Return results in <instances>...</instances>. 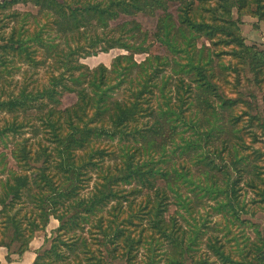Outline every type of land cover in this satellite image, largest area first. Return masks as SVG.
I'll list each match as a JSON object with an SVG mask.
<instances>
[{"label":"trees","instance_id":"16d2710c","mask_svg":"<svg viewBox=\"0 0 264 264\" xmlns=\"http://www.w3.org/2000/svg\"><path fill=\"white\" fill-rule=\"evenodd\" d=\"M211 1L13 0L0 5L3 11L22 2L39 8L37 16L11 10V33L6 38L0 33V113L36 111L53 145L50 148L41 142L38 149H32L20 144L14 152L19 169L0 175V247L8 250L9 263L13 255L21 258L29 251L36 233L45 232L55 219L60 227L50 248L39 252L34 264H111L116 258L125 264H264V232L256 229V241L246 235L226 238L227 243L231 240L238 245L241 257H235L233 248L227 250V243L212 236V230L203 234L188 222L185 227L179 210L176 216L167 213L173 202L198 212L206 207L205 201L217 200L219 193H225L226 202H218L217 209L227 210L225 217L237 219L248 210L239 200L242 180L232 183L233 178L243 179L246 172L250 173L247 185L255 188L257 181L262 182L258 158L243 165L247 141L237 125L246 119L256 132L254 141L260 140L264 137V108L240 98L252 111L238 112L214 82L225 76V67H219L222 55L206 45L198 48L197 41L205 37L212 46L233 44L232 55L254 73L264 92V54L235 34L232 20V9L237 8L264 22V0ZM172 2L179 3L175 14L169 12ZM159 10L164 15L159 18L157 40L166 46L168 56L145 50V34L140 36L141 44H132L135 37L105 40L108 37L99 32L89 33L109 28L110 21L120 14L155 15ZM219 32L223 34L216 36ZM102 42L107 44L98 49ZM116 48L129 55L116 57L111 68L100 65L90 69L81 63ZM143 53L149 54L145 61L136 62L135 55ZM11 55L27 67L21 72L24 79L17 82L21 86L17 92L9 90L13 80L4 70ZM163 66L169 68V74ZM41 68L52 70L42 88L31 80ZM114 83L120 99L111 97ZM67 92L76 94L78 101L72 108L58 110L60 95ZM186 93L192 102L185 98ZM214 97L221 101V112L214 107ZM188 101L201 111L197 122L187 119ZM181 119L195 129L190 137L178 131ZM212 140L219 141L222 148L210 153L206 147ZM167 147L173 149V159L182 155L196 159L198 174L188 165H171L154 157L162 158ZM110 149L120 152L112 166L105 162ZM256 154L264 156V151ZM32 160L41 164L31 165ZM87 166H100V174L95 190L85 195L79 189ZM32 180L33 188H28ZM134 183L147 192L128 188ZM183 191L194 197L181 203ZM24 195L31 203L26 207L29 213L23 212L19 201ZM203 247L206 251L201 255ZM119 249L123 252L117 254Z\"/></svg>","mask_w":264,"mask_h":264},{"label":"rangeland","instance_id":"374dc122","mask_svg":"<svg viewBox=\"0 0 264 264\" xmlns=\"http://www.w3.org/2000/svg\"><path fill=\"white\" fill-rule=\"evenodd\" d=\"M11 2L13 0H0V5L3 2ZM21 1V0H20ZM25 1H31V0H25ZM62 1V0H60ZM94 1V0H92ZM96 1V0H95ZM97 1H103V0H97ZM211 1V0H210ZM213 1L209 2L212 3ZM169 12L175 14L179 3L178 2H172L170 3ZM8 10L3 11L0 10V33L3 34V37L6 38L11 33L12 27L14 23H11L12 19L8 18L9 13L11 10H16L18 12L22 13H30L34 16H37L39 13V8H37L32 2H29V4H24V2L19 3L12 8L10 6ZM252 13V11H251ZM164 15V12L159 10L155 15H150L147 12L139 13L136 15H124L120 14L115 20L110 21L109 28L103 29V28H97L96 30L89 31L90 34L94 35L95 33L99 32L102 37H108L105 40L109 39L110 37L114 36L115 38L123 37V38H132L135 37L134 43L132 44H141L143 40L141 39V35L145 34L148 36V41L144 47L145 50H149L150 54L157 55V56H168V49L165 45H163L160 41L157 39V35H159V18L160 16ZM232 20L236 23V29L235 34L242 38L246 45L249 47H256L258 54L263 55L264 54V22L261 21L258 17H254L252 15L241 13L238 11L237 8L232 9ZM106 36H105V34ZM223 34L218 33L215 34L216 36ZM213 35V36H215ZM218 38L215 37V41L217 42ZM130 41V40H129ZM132 42V41H130ZM107 42H102L97 48H101L102 46H105ZM203 45L208 46V48L213 49L214 54H221L222 60L220 62L219 67H225V76L223 79L217 78L214 80V82L217 83L218 86L221 87L220 92L221 95L225 98L230 99L235 103V108L238 112H251L252 109L249 108V106L246 103L240 102V98L243 99L244 102H251L254 105L257 104L260 109L264 108L263 104V98H264V92L262 89V86H260L257 82H255V75L253 72L249 70V68H244V62H240L239 58L234 57L232 55V49L233 44H224L219 43L216 46H212L209 39H206L205 37L198 39L197 46L198 48H202ZM121 55H129L128 52L116 48L112 49L109 52H99L96 56L88 57L81 60V63L87 66L90 69H95L99 67L100 65H105L107 68H111L113 60ZM148 53L143 54H136L135 60L138 63H142L145 61V59L148 57ZM10 63L7 64L5 67V72H9L7 74L8 77L12 76V83L9 88L11 92H17L21 88L20 85L17 84V82L22 81L24 78L22 77V71H24L25 67L22 64V61L18 57H13L12 55L9 57ZM49 63V62H47ZM166 66H163L162 69L166 71V74H169V68L165 69ZM238 68L239 72H237L235 69ZM247 70V71H246ZM52 70H48L47 68H41L38 70V72H34L33 75L30 74L28 78H31V80L35 82V86L37 87H44L48 84L50 72ZM216 76H219V70H217ZM10 79V78H9ZM113 89V92L111 94V97L113 99H120V95H115V83L111 85ZM197 94V93H195ZM189 98V101L192 102V98L189 97V94L186 93V97ZM59 105L58 110H66L68 108H72L78 101V98L76 94L72 93H63L60 95L59 99ZM189 101L186 105V116H188L187 119H192L194 122H197L199 118L201 117V111H199V108H197L194 104L193 106L189 104ZM214 107L217 110V112H221V101L217 100V97H214ZM228 112V111H226ZM36 111L29 112L26 115L24 113H15L10 114L8 112H1L0 113V175L2 174V177L7 176L6 171L9 169L18 170L19 164L14 158V152L19 148L20 144H25L27 146H32L31 148L38 149L39 143L42 142L44 145H48L50 148L51 142L48 140V135L46 134L45 127L43 126V122L39 121L40 115L36 116ZM34 115V116H31ZM244 119L237 125V128L242 131V133L245 135L246 143L245 150L242 154H244V157H247L243 159V165L245 163L251 162L252 159L258 158L257 164L259 165V170L262 172V176H260L261 181H257L256 187H252L247 185L248 182H250V173H244L243 179L239 177H234L232 180V183H235L238 179H241L242 182L239 184L238 187V195L239 200L242 201L247 205V213H241L240 214V220L239 218L235 219L234 215H229L228 217H225L224 215L227 213V210L221 211L218 210L217 203L220 201L225 200V193H219V198L217 200H210L205 201L203 206H206L205 208H200L197 211L192 212L188 209V205H177L175 202H173L168 209V216H176V213H178L177 210H179V219L181 220V224L187 227V222L190 224L193 228L196 227L200 229V232L204 234V232L207 231V229L212 230L210 231L212 236H218L219 239L223 244L227 243V239H232L235 236H241L246 235L247 237H250L252 239L257 240L256 235V229L258 231L264 232V201L261 200V192L263 191L264 194V156L257 157L256 151L261 150L264 151V137L260 140L254 141V136L256 134L255 131L252 130V127H250L247 122ZM221 122V120H220ZM224 122V121H223ZM194 128L188 124L184 120H180L178 123V131L183 134L185 137H190L191 134L194 133ZM205 131V128L203 129ZM259 132V131H258ZM26 140V142H24ZM173 147V146H172ZM21 148V147H20ZM168 150L165 152V154H161L159 156L154 155L156 159L160 160L162 159L165 162H168L169 164L173 165L175 163H178L179 165H188L190 169L198 174L199 168L195 164L198 163L196 159L189 160L188 158L183 157V155L180 157V159L176 160L173 159L175 156L172 154L171 147H167ZM222 146L220 145L219 141L212 140L209 145L206 147V149L209 150L210 153H213L214 151L220 150ZM108 153L105 155V162L109 164V166H112L114 164L117 153L115 150H108ZM227 156V152L224 154ZM247 155H251V158H248ZM143 154L138 155V159H143ZM179 157V156H178ZM213 158V157H211ZM93 162H97L95 159ZM99 164V161L97 162ZM38 165L41 163H35L32 160L31 165ZM107 167V165L105 166ZM182 168V167H181ZM185 169V168H184ZM28 169L26 168V171ZM86 175L84 176V181L81 184V189H79V192L84 193L85 195L93 192L95 190V187L97 185V180L99 178L100 174V166H90L85 169ZM181 170V169H180ZM186 170V169H185ZM29 173H32V170H28ZM219 177H221L220 173L218 174ZM200 177H197L195 184L197 186L201 185L199 184ZM221 179V178H220ZM34 180L31 181V183L28 185V188H33ZM123 188L126 187V183L122 182ZM160 185L165 186L166 184L163 182L159 183ZM185 186V185H184ZM135 188L139 192H147L144 187H141L138 183H134V185L129 186L128 188ZM222 188L224 186H221ZM25 189H22V192ZM26 190H28L26 188ZM36 193V191H33ZM22 194V193H21ZM25 194V193H24ZM183 201L186 202V199L193 198V194L188 191H183ZM218 195V193H215V195ZM21 202V206L23 207V212L27 211L28 209L26 207H29L31 203L29 202V199L26 195L21 197L19 199ZM18 201V202H19ZM226 201H224L225 203ZM198 205V202L195 203ZM194 207V206H193ZM180 208V209H179ZM33 208H29V210H32ZM258 210V211H257ZM219 212V213H217ZM27 213H29L27 211ZM246 222V223H243ZM60 227V223L52 219L49 227L46 229L45 232L41 231L36 233L35 239L32 242V251L34 252L36 249L40 251H44L51 246V242L54 238V232ZM217 230V231H216ZM219 230V231H218ZM222 230V232H220ZM12 234H14V231H12ZM220 232V233H219ZM227 238V239H226ZM253 241V240H252ZM261 244V242H259ZM244 245V244H243ZM236 246V247H235ZM241 246V245H240ZM233 248V249H232ZM236 248V249H235ZM238 245L234 243V241H228L226 244V249L231 250L232 254L234 252L235 257L240 255V251L237 250ZM103 250V249H102ZM206 251V247H203L201 249V255H204ZM123 250L119 249L117 251V254L122 253ZM162 253V251L159 252V254ZM141 257V256H140ZM34 258L33 255H30L27 257L26 260ZM142 258V257H141ZM219 258V257H218ZM215 260V259H214ZM28 262L26 261L25 264ZM111 264H125L124 261L119 260V258L113 259Z\"/></svg>","mask_w":264,"mask_h":264},{"label":"crops","instance_id":"0c3cea01","mask_svg":"<svg viewBox=\"0 0 264 264\" xmlns=\"http://www.w3.org/2000/svg\"><path fill=\"white\" fill-rule=\"evenodd\" d=\"M33 247H32V243L30 245V250L27 251L21 258H19L16 255L12 256V262L9 263L7 261V257H8V250L4 247H0V264H25V262L27 261V264H34L35 259L38 255L39 252H42L40 250H35L34 252L32 251ZM33 255L34 258L26 260L28 256Z\"/></svg>","mask_w":264,"mask_h":264}]
</instances>
